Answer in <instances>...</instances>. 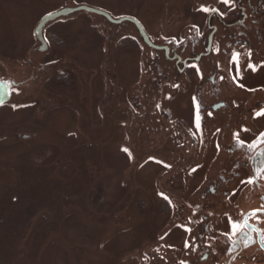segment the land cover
<instances>
[{"label":"rangeland","instance_id":"374dc122","mask_svg":"<svg viewBox=\"0 0 264 264\" xmlns=\"http://www.w3.org/2000/svg\"><path fill=\"white\" fill-rule=\"evenodd\" d=\"M83 4L116 19L134 18L155 44L183 50L198 46L213 9L227 11L233 0H0L1 60L26 70L41 19ZM2 24L8 30L4 41ZM46 34L49 55L59 56L53 77L79 72L85 103L55 85L0 111V264H170L176 252L171 244L186 239L174 228L179 230L192 195L188 174L196 176L185 168L188 153L197 156L189 169L216 159V149L205 156L201 144L190 147L184 138L170 145L169 125L186 126L199 113L192 99L201 67L193 66L190 79L181 77L133 25L112 26L97 15L50 23ZM37 55L41 63L49 56ZM228 60L222 59L224 69ZM142 84L148 89L147 100L142 92L138 100L144 110L125 96ZM177 85L183 96L176 95ZM151 108L169 118L154 125Z\"/></svg>","mask_w":264,"mask_h":264},{"label":"flooded vegetation","instance_id":"af4514ba","mask_svg":"<svg viewBox=\"0 0 264 264\" xmlns=\"http://www.w3.org/2000/svg\"><path fill=\"white\" fill-rule=\"evenodd\" d=\"M81 7L97 9L83 4L60 9L45 17L66 9ZM220 11L210 13L204 32L198 37L199 45H185L186 49L183 50L177 46L155 44L141 22L134 18H120L139 22L153 47L145 43L134 24L125 22L121 25H133L146 46L156 53H164L167 61L175 63L179 76L187 75L190 79L193 66L201 67L198 70L201 86L192 99L198 108V118L192 115L193 120L188 122L189 125L184 121L186 126L180 121H176L172 126L168 124L172 132L170 145L184 138L190 147L194 143L201 144L204 147L202 151H207L205 156L208 155L209 149H216V159L206 167H199V161L193 169H189L194 164L191 163L192 157L197 156L196 152L190 153L187 150L190 160L185 168H188L189 172L195 171L196 176L193 178L192 173L188 174L192 195L188 199V205L185 203L184 215L178 216L181 218L178 219L181 221L179 230L174 228V231H178L186 239L181 241V245H177L180 241H176L175 245L171 244L172 250L176 252L172 253L170 264H264V115H256L264 111V0H233L231 9ZM78 13L91 14L81 11L72 15ZM105 20L112 26H121ZM40 23L35 29L36 49L29 50L30 58L27 59L26 70L9 66L0 58L2 75L6 76L5 80L0 81L12 86L11 99L0 111L12 104L16 98L22 96L23 100L30 99L29 97L33 98L39 89L45 87L50 90L51 86L55 85L64 93L68 92L64 95L73 97L78 104L85 103L84 95L79 91V72L72 77L65 73L53 77L54 69L60 67L59 56L49 55L53 47L49 44L46 29L50 23L43 30V41L39 39L37 29ZM38 53L49 55L48 59L42 63L38 62ZM33 54L35 59L31 56ZM225 57L230 63L224 69L221 62ZM232 86L235 87L233 92ZM146 87V84H142L126 90L125 96L130 101L129 105H136L140 110H144L138 100L140 92L146 98ZM157 88L160 89L159 86H156ZM71 89L72 92H69ZM181 90L179 89L176 95L183 96L185 93L182 94ZM154 93L158 96V91ZM135 96L136 104L133 100ZM91 98L89 94V103ZM143 101L145 99L142 103ZM148 111L151 112L148 120L154 125L157 121L164 122L169 118L155 113L156 110L152 108ZM125 117L127 119L128 116ZM140 117L145 119L144 116ZM198 120L199 124L201 122L199 129L196 127ZM167 121L170 123L169 119ZM237 133L239 140L243 141L242 145L235 137ZM202 153L199 152V156ZM203 162L202 164L207 163L208 158ZM196 180L199 182L194 183ZM175 188L177 189V186ZM176 189L174 191L178 193ZM233 225L240 226L235 230V234ZM176 246L177 249L174 248Z\"/></svg>","mask_w":264,"mask_h":264},{"label":"water","instance_id":"95a60500","mask_svg":"<svg viewBox=\"0 0 264 264\" xmlns=\"http://www.w3.org/2000/svg\"><path fill=\"white\" fill-rule=\"evenodd\" d=\"M88 12V13H91V14H95V15H98V16H101V17H104L105 19H107L110 23L114 24V25H121L125 22H129L131 24H134L141 36L143 37L145 43L151 47H153L154 45L151 43L148 35L146 34L144 28L141 26V24L133 19H120V20H116L114 18H112L108 13L104 12V11H101V10H98V9H93V8H89V7H81V8H78V9H66V10H63V11H60L58 13H55V14H52V15H49L47 17H45L42 22L40 23V25L38 26V29H37V35L39 37V39L41 41H43V30L45 28V26L50 23V22H53L61 17H67V16H70L76 12ZM11 88L12 86L8 83H4L2 81H0V108L2 106H4L5 104L9 103L10 99H11Z\"/></svg>","mask_w":264,"mask_h":264},{"label":"snow or ice","instance_id":"6c2138e0","mask_svg":"<svg viewBox=\"0 0 264 264\" xmlns=\"http://www.w3.org/2000/svg\"><path fill=\"white\" fill-rule=\"evenodd\" d=\"M222 2L225 3V4H229V3L232 2V0H222ZM209 10H210V9L207 8V7H202V8H201V11H204V12H208ZM213 11H215V9H213ZM176 87H178V85H177ZM256 115H257V116L264 115V111L258 112V113H256ZM245 131H246V130H245ZM235 137L237 138L238 142L242 145V144H243V141H240V140H239V134H238V133L235 134ZM125 151H127V149H125ZM251 182H252V181H249V183H251ZM161 195H163V194H161ZM164 199H168V198L165 196ZM254 214H255V213H253V215H254ZM239 228H240L239 225H233L234 234H235V230H236V229H239ZM186 246H187V243H186Z\"/></svg>","mask_w":264,"mask_h":264},{"label":"bare ground","instance_id":"6f19581e","mask_svg":"<svg viewBox=\"0 0 264 264\" xmlns=\"http://www.w3.org/2000/svg\"><path fill=\"white\" fill-rule=\"evenodd\" d=\"M0 12H1V8H0ZM16 12H17V11H16ZM5 28H6V27H4L3 24H2V33H1V39H2V41L5 40V37H6V34H7L6 31H8V30H5ZM110 193H111V192H110Z\"/></svg>","mask_w":264,"mask_h":264},{"label":"trees","instance_id":"16d2710c","mask_svg":"<svg viewBox=\"0 0 264 264\" xmlns=\"http://www.w3.org/2000/svg\"><path fill=\"white\" fill-rule=\"evenodd\" d=\"M80 206V205H79Z\"/></svg>","mask_w":264,"mask_h":264}]
</instances>
